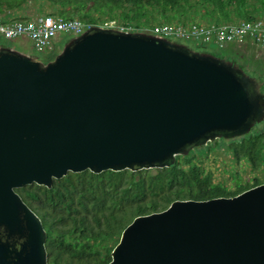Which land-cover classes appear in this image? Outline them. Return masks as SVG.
Masks as SVG:
<instances>
[{"label": "water", "instance_id": "water-1", "mask_svg": "<svg viewBox=\"0 0 264 264\" xmlns=\"http://www.w3.org/2000/svg\"><path fill=\"white\" fill-rule=\"evenodd\" d=\"M261 87L231 60L141 30L90 26L47 61L0 45V264H48L17 188L167 167L239 139L264 119ZM108 264H264V182L134 217Z\"/></svg>", "mask_w": 264, "mask_h": 264}, {"label": "trees", "instance_id": "trees-1", "mask_svg": "<svg viewBox=\"0 0 264 264\" xmlns=\"http://www.w3.org/2000/svg\"><path fill=\"white\" fill-rule=\"evenodd\" d=\"M30 0H0V13H14ZM46 2L45 14L70 18L78 8L92 4L119 11L124 20L138 10H157L181 16L221 17L225 21L264 18V0H37ZM41 7L43 5H40ZM67 7V8H66ZM28 18V17H27ZM26 19V18H24ZM80 19H85L81 18ZM206 20V19H205ZM207 22H224L213 21ZM129 24L130 22L124 21ZM92 24V22H89ZM49 60V59H48ZM217 142V139L214 140ZM213 141V142H214ZM236 159L247 158L259 166L264 155V120L239 139H221ZM217 144V143H216ZM217 147V146H216ZM192 149L176 156L173 164L140 170H90L68 172L53 179L51 187L35 183L17 188L24 202L37 214L46 233L48 264H108L110 252L123 228L138 215L165 209L176 199L204 200L233 196L257 185L237 182L235 189L212 181L211 174L193 162ZM167 182V183H166ZM213 193V194H212ZM230 194V195H229ZM201 196V197H200Z\"/></svg>", "mask_w": 264, "mask_h": 264}, {"label": "rangeland", "instance_id": "rangeland-1", "mask_svg": "<svg viewBox=\"0 0 264 264\" xmlns=\"http://www.w3.org/2000/svg\"><path fill=\"white\" fill-rule=\"evenodd\" d=\"M46 4H47L46 2H42V3L40 2V5H43L41 7L37 2V0H30L21 8L14 10V13L16 14L15 16L12 15L13 13L8 14L9 12L7 10L5 12L6 17L10 19L23 20L26 17H35L38 14H45L46 11L50 10V7H48ZM138 12L140 13H137L135 17L124 20L121 16H119V11L111 10L110 8H107L105 6L101 8H97L92 4H87L84 7L78 8L75 14H71L68 16L70 18H77V19H80V17L85 18V19H80L84 23L92 22L96 24H102V22L104 21H111V20L117 23H123L124 21H128L130 22V24L137 25L140 28H144V29L150 28L153 24L156 23L160 24L163 22L164 23L190 22V21L207 22L211 19H214L213 21L218 19L216 21H224V22L240 21V19L234 21H225L221 17L218 18L209 17V16L202 17L201 15H193L190 13L182 14L181 16H179L167 12V16L163 17L157 12V10L154 9L145 10V11L138 10ZM70 37L71 35L59 33L56 37L53 38L54 48L51 52H47V51L37 52L36 50L33 49L30 40L25 37L6 39L0 36V45L12 47L18 51L37 57L42 61H47L48 59L49 60L52 59L59 52V50L62 48V46L66 43V41ZM179 42L187 45L189 48L193 50L215 53L218 56L223 57L224 59H232L236 56V53L230 49L232 47L231 45L238 46V48L237 47L235 48L240 50V52L245 49V52L243 53L246 54L248 53L250 56L252 55V57L254 56V59L252 60L251 57H247L248 56L247 54V56H242L240 58V62L241 63L246 62L248 65L245 64L244 66L248 67L249 69H253L255 71L254 72L253 70H246V73L251 77L260 78L262 84L261 89H263L262 91L264 92V51H262L259 45L256 44L253 45L249 41H246V43L241 44L243 42L242 41L239 43L233 42L227 45L230 47L226 46L227 48L218 49L216 46L212 44L206 45L191 40H182ZM221 142H222L221 140L217 139V142L214 141L202 145L203 150H200L201 152L199 153L197 152L194 153L195 155L192 157L193 162L198 164V166H200L205 172H209L211 174V178L213 182L223 183L232 190L236 188L237 182H240L241 184L247 183L250 185L253 184L255 180H257V184H261L264 182V155H263V161L259 163L260 164L259 166L255 167L249 162L247 158L242 157L240 159H236L233 156L232 148H230L229 150L224 145L218 147V145H220Z\"/></svg>", "mask_w": 264, "mask_h": 264}, {"label": "built area", "instance_id": "built-area-1", "mask_svg": "<svg viewBox=\"0 0 264 264\" xmlns=\"http://www.w3.org/2000/svg\"><path fill=\"white\" fill-rule=\"evenodd\" d=\"M116 28L119 30H141L165 38L191 40L201 44H212L218 48L227 43L249 38L264 48V20L253 18L233 23H215L205 21L175 22L153 24L150 28L137 25L104 21L102 24L84 23L79 19L65 21L51 14H38L30 21L15 20L8 24L0 21V36L6 39L28 38L37 52H51L53 38L59 33L77 35L90 26Z\"/></svg>", "mask_w": 264, "mask_h": 264}, {"label": "bare ground", "instance_id": "bare-ground-1", "mask_svg": "<svg viewBox=\"0 0 264 264\" xmlns=\"http://www.w3.org/2000/svg\"><path fill=\"white\" fill-rule=\"evenodd\" d=\"M7 16H8V14H7ZM57 17H59V18H61L62 20H65V21H69V20H72V18H62V17H60V15H56ZM11 17V16H10ZM13 17V16H12ZM19 18V17H18ZM21 18V17H20ZM32 18L33 17H31V18H29V19H23V20H19V21H30V20H32ZM77 19V18H76ZM259 19H263V18H259ZM16 19H10V18H7L6 17V15L5 14H2V13H0V21L2 22V23H4V24H8V23H10V22H12V21H15ZM80 20V19H79ZM264 20V19H263ZM240 21H245V20H240ZM83 22V21H82ZM237 22H239V21H237ZM164 23V22H163ZM166 23V22H165ZM173 23V22H172ZM215 23H233V22H215ZM157 24V23H156ZM93 26H95V25H93ZM86 29V28H85ZM84 29V30H85ZM83 30V31H84ZM71 36H73V35H71ZM173 40H176V39H173ZM177 41H182V40H178L177 39ZM242 41H251L253 44H256L254 41H252L251 39H249V38H246V39H243V40H241V41H235V42H242ZM231 43H233V42H231ZM230 43H227L224 47H222V48H218V49H224V48H226V46L227 45H229ZM256 45H258V44H256ZM261 47V46H260ZM263 48V47H262ZM215 54V53H214ZM215 55H217V54H215ZM244 69V68H243ZM244 71H246L245 69H244ZM258 78V77H257ZM259 79V78H258ZM261 82V81H260ZM167 183V182H166ZM213 194V193H212ZM230 195V194H229ZM201 197V196H200ZM46 248V247H45Z\"/></svg>", "mask_w": 264, "mask_h": 264}, {"label": "flooded vegetation", "instance_id": "flooded-vegetation-1", "mask_svg": "<svg viewBox=\"0 0 264 264\" xmlns=\"http://www.w3.org/2000/svg\"><path fill=\"white\" fill-rule=\"evenodd\" d=\"M231 46H232V47H231L230 49L236 53V56H235L234 58H232V59H226V60H231V61H233V63H235L236 65H240V66H242V68H244L245 70H253V69H249L248 67L244 66L245 64L248 65L246 62H243V63L240 62V58H241L242 56H247V54H248V53H247V54H246V53H243V52H245V49L242 50V51L240 52V50L237 49L238 46H233V45H231ZM227 47H230V46H227ZM227 47H226V48H227ZM235 47H237V48H235ZM242 47H245V46H242ZM251 48H252V47H251ZM247 57H251L252 60L254 59V56L252 57V55L250 56L249 54H248ZM253 71H254V70H253ZM254 72H255V71H254ZM259 81H260V78H259ZM261 90H263V89H261Z\"/></svg>", "mask_w": 264, "mask_h": 264}, {"label": "crops", "instance_id": "crops-1", "mask_svg": "<svg viewBox=\"0 0 264 264\" xmlns=\"http://www.w3.org/2000/svg\"><path fill=\"white\" fill-rule=\"evenodd\" d=\"M27 18V17H26ZM28 18H31V17H28ZM250 43H252L251 41H249ZM246 43V41H243L241 44H244ZM253 44V43H252ZM254 45V44H253ZM256 46V45H255ZM259 47V46H258ZM262 49V51H264V48L260 47Z\"/></svg>", "mask_w": 264, "mask_h": 264}]
</instances>
